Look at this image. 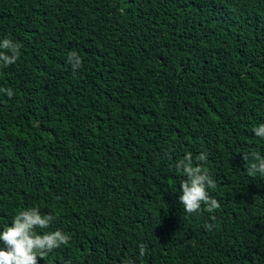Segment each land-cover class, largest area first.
<instances>
[{
	"label": "trees",
	"instance_id": "trees-1",
	"mask_svg": "<svg viewBox=\"0 0 264 264\" xmlns=\"http://www.w3.org/2000/svg\"><path fill=\"white\" fill-rule=\"evenodd\" d=\"M4 38L0 230L72 237L39 264H264V0H0ZM202 152L220 207L189 216L170 165Z\"/></svg>",
	"mask_w": 264,
	"mask_h": 264
},
{
	"label": "clouds",
	"instance_id": "clouds-1",
	"mask_svg": "<svg viewBox=\"0 0 264 264\" xmlns=\"http://www.w3.org/2000/svg\"><path fill=\"white\" fill-rule=\"evenodd\" d=\"M22 47L20 42L13 39L0 40V68L15 64L21 55ZM67 62L71 65L74 75L82 66V59L76 51L67 53ZM0 93L9 98L15 95L11 88H0ZM252 132L257 138L264 140V123L254 127ZM207 158V152L195 157L192 153H186L174 165H170L185 177L179 184L178 203L189 216L201 211L213 213L220 207V203L210 196L208 191L210 188L215 189L217 185L209 171L203 167V162ZM243 158L245 161H250L247 166L248 177H264V155L253 151L244 153ZM54 220V215L42 214L39 207L19 210L11 224L5 225L0 230V244L3 245L0 248V264H39V261L55 249L68 244L72 239L70 234L59 229L44 231L49 229ZM146 251V246L140 244L139 255L143 257ZM125 264H133V262L127 260Z\"/></svg>",
	"mask_w": 264,
	"mask_h": 264
}]
</instances>
